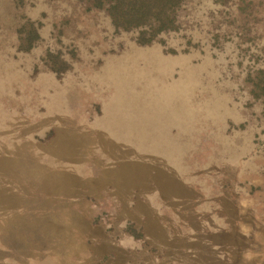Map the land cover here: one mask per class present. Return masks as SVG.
I'll return each instance as SVG.
<instances>
[{
	"label": "rangeland",
	"instance_id": "rangeland-1",
	"mask_svg": "<svg viewBox=\"0 0 264 264\" xmlns=\"http://www.w3.org/2000/svg\"><path fill=\"white\" fill-rule=\"evenodd\" d=\"M97 1L0 0V264H264V0Z\"/></svg>",
	"mask_w": 264,
	"mask_h": 264
},
{
	"label": "trees",
	"instance_id": "trees-1",
	"mask_svg": "<svg viewBox=\"0 0 264 264\" xmlns=\"http://www.w3.org/2000/svg\"><path fill=\"white\" fill-rule=\"evenodd\" d=\"M187 0H98L105 6L113 24L122 30L139 29L141 43L163 32L177 29L179 11ZM259 86V85H258Z\"/></svg>",
	"mask_w": 264,
	"mask_h": 264
},
{
	"label": "bare ground",
	"instance_id": "bare-ground-1",
	"mask_svg": "<svg viewBox=\"0 0 264 264\" xmlns=\"http://www.w3.org/2000/svg\"><path fill=\"white\" fill-rule=\"evenodd\" d=\"M36 47V46H35ZM40 61V60H39ZM35 65V64H34ZM212 105H214L215 106V104H212ZM212 105H211V107H212ZM212 108H215V107H212ZM216 114H218V113H216ZM224 115V114H223ZM222 117V116H221ZM221 121H222V119H221ZM205 127V126H204ZM206 131V130H205ZM210 134H211V132H210ZM213 134V133H212ZM216 136H218V135H216ZM204 139V138H203ZM254 149V148H253ZM252 149V150H253ZM250 150V149H249ZM28 247V246H27ZM25 248V247H24ZM28 249H29V247H28ZM26 250V249H25ZM23 252V251H22ZM21 254H23V253H21ZM29 254V253H28ZM18 256H19V254H18ZM25 258V257H24ZM29 258V257H28ZM14 259V258H13ZM13 259H12V261H13ZM15 259H16V256H15ZM19 259V258H18ZM23 259V258H22ZM155 260V259H154ZM150 262V261H149ZM24 263V262H23ZM159 263V262H158ZM13 264H16V263H14V261H13Z\"/></svg>",
	"mask_w": 264,
	"mask_h": 264
}]
</instances>
